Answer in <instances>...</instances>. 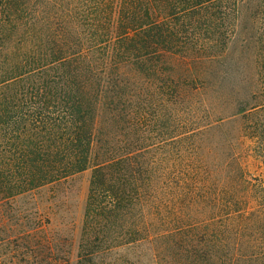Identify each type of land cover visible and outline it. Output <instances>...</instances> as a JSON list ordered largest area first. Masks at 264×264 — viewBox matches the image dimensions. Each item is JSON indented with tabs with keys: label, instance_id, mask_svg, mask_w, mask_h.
<instances>
[{
	"label": "trees",
	"instance_id": "obj_1",
	"mask_svg": "<svg viewBox=\"0 0 264 264\" xmlns=\"http://www.w3.org/2000/svg\"><path fill=\"white\" fill-rule=\"evenodd\" d=\"M247 9L0 0V264H264V79L206 90Z\"/></svg>",
	"mask_w": 264,
	"mask_h": 264
},
{
	"label": "rangeland",
	"instance_id": "obj_2",
	"mask_svg": "<svg viewBox=\"0 0 264 264\" xmlns=\"http://www.w3.org/2000/svg\"><path fill=\"white\" fill-rule=\"evenodd\" d=\"M253 12L251 9L244 11L236 26L238 34L236 31V36L218 64L214 68L209 67L210 70L215 71L213 76L218 79L213 80L212 78L210 81L212 85L206 90L211 92L210 98L220 100L226 113L233 110L232 101L247 100L251 103L249 87L253 88L256 84L257 87L262 86L261 82L264 79V50L254 40V31L258 23L253 20ZM257 53L260 57H257ZM259 75L262 79L258 78ZM257 79L260 82H257ZM218 84L221 85L220 88ZM219 89L221 93H217ZM75 255L76 249L73 250L71 264H76Z\"/></svg>",
	"mask_w": 264,
	"mask_h": 264
}]
</instances>
